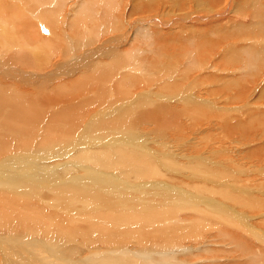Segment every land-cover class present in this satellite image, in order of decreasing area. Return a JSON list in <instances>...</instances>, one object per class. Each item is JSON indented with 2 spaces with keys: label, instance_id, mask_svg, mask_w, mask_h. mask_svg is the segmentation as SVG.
<instances>
[{
  "label": "rangeland",
  "instance_id": "374dc122",
  "mask_svg": "<svg viewBox=\"0 0 264 264\" xmlns=\"http://www.w3.org/2000/svg\"><path fill=\"white\" fill-rule=\"evenodd\" d=\"M236 1L238 0H0V37L4 32L8 34L7 39L0 38V82H12L19 88L21 86L20 90L26 89L39 96L42 80L45 78V84L50 83L48 73L55 65L60 67L59 69L63 68V77L54 81V86L68 80L72 82L77 76L89 78L90 71L86 70L92 68L94 63L107 64L110 60L120 57L121 60L116 65L112 64V70L101 79V83L97 81L101 85L102 82L107 84V87L114 82L116 91H112L106 98L105 92L113 88L105 91L103 86L102 92L99 93L97 83L89 81L87 90L82 92V99L79 100L103 98L102 95L104 100L100 99L99 104L95 102L93 106L84 102L85 106L79 112H71L68 108L54 112L56 119L61 122L59 127L66 124L63 123L66 116L76 120L82 117V127L86 129V138L82 142L86 145L84 148L109 150L114 153L122 150L126 153L135 151L137 154L146 151L151 154L150 160L157 164V167H163L162 173L166 174L164 181L176 185L180 191L170 193L169 189H162L163 186L160 189L142 186L141 191H147L138 192L136 187H120L121 182L110 179L109 182H114L116 186L105 189L99 187L94 202L84 206L82 203H70L71 196L62 193L66 184H74L75 176L82 173L79 170L71 174L73 177H69L67 171L59 172L58 169L56 176L51 172L47 178H39L36 182L31 175L22 173V164L19 165L20 170L0 169V178L8 174L20 176L25 183L16 185L17 192H36L41 196L51 197L49 203L53 208L50 210L54 215L66 219L72 227L80 225L88 230L95 222L94 226L99 231L107 232L110 238L119 236L118 239L111 240L123 241L124 245L129 246V252L133 251L136 255L144 257L140 259V264H264V233L261 234L264 232V31L261 29L263 26L257 25L264 22V15L260 16L261 18L257 16L260 10L264 13V0L262 3L257 2L260 6L257 11L252 9L241 12H238L240 4L237 5ZM243 1L246 3V0ZM248 3L251 4L250 1ZM45 7L49 10H43ZM250 11L256 12L254 17ZM49 19H57L58 23L50 22L48 25L46 21ZM38 21L43 22L46 27L50 26L52 34L42 33ZM55 25H58V28ZM144 27L149 34L141 31ZM245 28L246 30H243ZM50 37L53 38L50 42H54L50 49L54 53L52 52L51 59L49 54L40 58V52L37 53L35 46L43 47L41 44ZM56 38H60V41ZM3 42L6 44L4 47ZM45 45L49 47L48 43ZM63 49L69 51L67 55ZM123 52L128 53L126 58H123ZM256 52L258 56L253 55ZM6 55L17 56L22 60L15 63L16 60L13 59V62L11 58L8 61ZM75 57L80 58L74 61ZM6 67H12L13 74L6 71ZM32 74L38 75L35 76L37 78L29 76ZM52 85L45 86V89L51 88ZM89 89H92L91 92ZM184 105L188 106V109H185ZM194 110L200 113V117L191 113ZM201 111L207 112L208 115L204 112L206 117L201 118L204 117ZM142 112L145 118L137 119ZM91 113L92 116L89 115ZM94 115L97 119L92 121L94 124L91 126L90 118ZM116 118L123 120V123L118 122L119 126L112 125ZM107 120L109 121L105 122ZM42 132H39L38 138L29 136L25 139L32 144L37 143ZM56 139L57 137L53 136V141ZM110 141H114L116 145ZM4 144L10 146L6 142ZM42 147L41 142L36 145V148ZM47 152L42 148L38 155H46ZM190 156L193 159L189 158ZM164 160L175 162L176 164H173L176 168L169 171L170 167L168 169L166 165L167 168L163 166ZM186 162L193 164L195 177L190 178L191 175L188 176V172L183 170V166L189 165ZM42 182L45 183L46 190L38 186H45ZM81 185L84 188L92 187L91 184ZM73 188L75 192L79 191L78 187ZM111 192L114 194L111 195ZM174 193L177 194L175 198L171 196ZM227 193L232 194L237 201L226 198ZM124 194L128 197H123ZM15 198H9V201ZM110 203H113L112 206ZM43 204L42 202L37 207ZM102 205L104 209L100 207ZM248 205L251 208H246ZM170 206L177 210L174 215L176 221L185 222L176 228L191 230L195 219L201 223L193 228L194 235L189 233V236L179 239L180 243L178 239H163L167 237V227L164 225L167 220H163L166 217L165 212L159 210L171 208ZM75 207L78 211H74ZM120 209L126 216L120 217ZM98 211L101 212L98 214ZM137 213L144 214L143 216L152 213L154 215L147 225L142 219L139 222H131L132 224L127 221L129 216ZM224 213L226 215H223ZM89 215L91 219L87 217ZM107 216L118 224L113 222L112 225ZM122 218L125 225L121 223ZM155 222L160 225L154 226ZM74 224L76 226H73ZM20 227L21 224L13 230L0 225V230H5L3 235L8 249L14 246V243H10L14 241L21 243L19 246H31V252L28 253L25 252L26 249H23V252H11L9 264H50L45 261L43 255L33 252L37 236V242L41 240V245L48 250L47 257L51 258V252L54 255V264H63L61 255L69 261L77 260L78 264H96L90 254H97L95 259L101 255L107 257L113 253L99 252L113 246L115 250L117 246L93 244L89 246L91 253L85 250L84 254L76 256L77 254L69 249L81 245L82 242L80 239L76 240L74 234L70 238L75 239L73 241L77 244L68 245L65 242L68 238H59L58 233L55 239L54 236L49 239L41 235H20ZM142 228L150 233H146ZM128 230L134 234L128 235L127 238L121 235ZM97 231L94 233L97 234ZM136 232L140 234L136 235ZM52 241L55 242L54 250L51 249ZM171 249L174 250V260H163L162 251ZM68 252L73 256L67 255ZM86 256L90 259L87 260ZM82 258L87 263H82ZM126 259L130 260L128 256Z\"/></svg>",
  "mask_w": 264,
  "mask_h": 264
},
{
  "label": "bare ground",
  "instance_id": "6f19581e",
  "mask_svg": "<svg viewBox=\"0 0 264 264\" xmlns=\"http://www.w3.org/2000/svg\"><path fill=\"white\" fill-rule=\"evenodd\" d=\"M25 1H29V0H25ZM249 1L251 2V4L248 3ZM261 1L262 0H246V3H245L243 0H242V2H241V0H238V1H236L237 5L240 4V5H238V8H239L238 12H241L242 10L243 11H249V10L252 11V9L257 11V9H260V6L257 5V2H261ZM262 9H264V6L262 7ZM43 10H49V9L47 7H45V8H43ZM259 12H260L259 15H257L258 13L256 15L258 16V18H261L260 16L264 15V13H263V11L261 12V10ZM255 13L256 12H251L252 17H254ZM40 21H38V27H40L42 33H50V34H52V32H53L52 28L50 26L46 27L44 25V23L40 22ZM50 22H54V23L57 22L58 23L57 19H49L48 21H46V23L48 25H49ZM54 23H53V26H54ZM257 25H258V27L263 26V27H261V29H263V31H264V22H263V24H262V22H260ZM55 26H56V28H58V25H55ZM138 30H139V28H138ZM243 30H246V28L243 29ZM141 31H144L145 32V33L143 32L144 34H147V33L149 34V31L145 27H144V29H141ZM7 37H8V34L6 32H4L1 35L0 38L5 40V39H7ZM55 37H57V35L54 36V38ZM56 39H58V42L60 41V38H56ZM52 40H53V38H51V37L46 39L45 41L43 40L44 43L41 44V45H43V47H45V48H43L42 46H38V47L35 46V50L38 49L37 53L40 52L39 53L40 58L44 57L45 54H49L50 59H51L52 52L54 53V51H52V49H50V48H52L50 46L52 45V43H54V42H50ZM45 43L46 44L48 43V45H49L48 48H47V45L44 46ZM0 45H2V43ZM4 45L6 46L5 42H3V46L2 47H4ZM57 45H59V44H57ZM63 50H65V49H63ZM65 51H66V55H67L69 51L68 50H65ZM253 52H254V50H253ZM257 52H256V54H253V55H257ZM118 54H120V53H118ZM127 54H128L127 52H123V58H126ZM8 56L9 55H6V60H8V61L11 58H12L11 60L13 62H14V60H16L15 63H17L18 60H20V61L22 60L21 58H18L17 56H15V57H13V55H12V57L11 56L8 57ZM79 58L80 57H75L74 61L78 60ZM120 60H121L120 57H118V58L116 57V58L113 59V61L110 60L107 64L96 62V63H94L92 65V68H89L88 70H86V71H90V74L88 76L89 78H83V76H77V77H75L76 79H74L72 82H71V80L70 81L68 80L67 82L59 83V84H56L54 86V85H52V83L54 81H56L57 79H61L63 77V74H62V69L63 68L59 69L60 67L58 68V66L55 65V67L53 69H51L49 71V73H48L49 74L48 75L49 79H51V80H49L50 83L45 84V81H44L45 78L43 77V75H41L44 79L42 80V84L43 85L39 89L40 90L39 96L38 95H34L33 93L27 91L26 89H21L20 90L21 86L19 88L18 86H15V84H13L12 82H3V83L0 82V169H3V170H15V169L20 170L21 167L19 165L24 164V166L21 169L22 173H26V174L31 175L36 180V182H37V180H39V178H42V179L47 178V175L49 173H51V172H52V174L54 176H56L58 174V169H59V172H66L67 171L69 173V177H71L73 175V172H76V171L79 170L82 173L75 176L74 184H66L64 186V190L62 191V193L64 195L66 193H68L71 196L70 203H72V204L78 203L77 205L82 203V205H84V206L86 204H89V203L92 204L94 202V200L97 197V190H98L99 187H102V189L103 188L105 189V187L106 188L107 187L110 188V187H115L116 186V185L114 186V184H115L114 182H113L114 184L111 183V181L109 182L110 179L111 180L114 179L115 181L117 180V181L121 182L120 183L121 184L120 187H126V188H131V189L136 187V190L138 192H146L147 191V190L141 191V187L142 186L145 187V188L146 187H150V189H151V187L154 188V189H155V187L160 189L161 186H163L162 189H167V190L169 189L171 191L170 193H172L173 191L174 192H179L180 189L177 188L176 185H172V184L164 181L165 180L164 177L166 176V174L162 173L161 168H163V167L162 166H161V168L157 167L156 166L157 164L155 165L153 163V161L150 160L152 158V156L150 158V155H151L150 153H148L146 151L144 153L139 152L138 154L135 151H134L135 153L133 151H131L130 153H126V152H124V150L114 153L113 151H109V150H93L91 148L89 149L88 147L84 148V146H86V145H83L82 142L86 138V134H85L86 133V131H85L86 129L84 127H82V124H84L83 123L84 119L82 117L76 120V119H74L71 116H66V119L63 122V123H66V124L64 125V127H59V124L61 122H60L59 119H56V117L54 115V112L62 110V109H66V108H68L71 112L74 111V110L79 112V111H81V109L83 110V108L85 106L84 102L86 104H88V105L92 104V106H93V104L95 102H97L99 104V102L101 101L100 99L104 100V95H106V98H107L108 95L110 93H112V91L115 90L116 86H115L114 82L112 84L108 85V87H107L106 86L107 84L102 82V85H101V84H98L97 81H99L101 83V79L108 75L107 72L109 70H112V68H111V66H113L112 64L116 65L118 63V61H120ZM50 61H49V64L51 63ZM5 62H7V61H5ZM75 63H77V62H75ZM41 65H43V64H41ZM47 66H50V65H47ZM75 67H76V65H75ZM11 68L12 67H6L5 70L8 71L9 73L13 74V70ZM67 68H69V67H67ZM32 70H34V69H32ZM68 70H71V69H68ZM29 76L35 77V76H38V75L32 74V75H29ZM54 76H55V78H54ZM36 78L37 77H35L34 79H36ZM117 80H118V78H117ZM89 81L92 82V83H97L98 87L96 86V88L98 90L97 92H99V93L102 92L101 90H102L103 86L105 88V91H107L108 89H112V88L113 89L111 91L107 92V93L104 91L105 94L102 95L103 98H101V97L97 98L96 97L95 99H93L94 98L93 97L92 100L81 101V100H79V99H82V97L80 95L82 94L83 91L87 90L86 89V85L88 84ZM48 85L49 86L52 85V87L46 90L45 86L49 87ZM113 85H114V87H112ZM90 86H91V84H90ZM91 90H90V92H91ZM92 93L94 94L93 91H92ZM95 93H96V91H95ZM171 95L172 94H170L168 96H171ZM86 98H87V95H86ZM184 104H186V103L184 102ZM72 105H74V106L72 107ZM129 109H130L129 110L130 113L132 114L131 108H129ZM185 109H188V106H185ZM204 112L201 111V114H203L202 116H204V117H201V118H205L206 117L207 112H205L206 114H204ZM191 113H193L194 115L196 114V116L200 117V113L198 111H196V110L192 111ZM191 113L189 115H191ZM89 115L92 116V113L89 114ZM105 115H102V116H105ZM142 117L145 118V115H144L143 112L140 114V116L137 119L140 120V118H142ZM96 119H97V117H95V115H94L93 117L90 118V120H91L90 122L92 123V121H94V120L96 121ZM108 121L109 120H107L105 122H108ZM118 122L123 123V120L119 121L116 118L114 120V123L113 124L111 123V124L115 125V126H119L117 124ZM93 124L94 123H92L91 126H93ZM80 127H82V128H80ZM194 128H196V127H194ZM40 131H43V132H42L41 137L39 138V141L37 143H33L32 144V143L28 142L25 139V138H27L29 136H33L34 138H38ZM196 131L198 132L197 129H196ZM53 136L57 137V139L54 140V141H53ZM5 142L8 145H10V146L5 145L4 144ZM40 142L43 144L42 148L45 149L46 152L49 151V152H47L46 155H44V154L38 155L39 151L42 148H36V145H38ZM106 142H108V141H106ZM84 143H85V141H84ZM111 143H114V141L111 142ZM106 146H108V145H106ZM116 148H118V146ZM122 148H124V147H122ZM97 149H100V148H97ZM21 158H27L28 160L27 161H23V160H21ZM140 158H142V159L140 160ZM189 158H191V156ZM173 159H174V157H173ZM191 159H193V158H191ZM175 160H178V159H175ZM179 160H180V158H179ZM190 160H189V163H190ZM194 161H195V159H194ZM173 163L176 164L175 162H173ZM173 163L170 162L169 160H164L163 161V166L166 165L168 167V169L170 167L169 171H171V168H174V167L176 168V166ZM189 163H187V164H189ZM195 163L197 164L198 162L195 161ZM181 164H183V163H181ZM166 166H165V168H167ZM203 168L207 169L206 167H201V169H203ZM168 169H167V171H168ZM180 170H182V169H180ZM183 170H186V172H188V176L191 175L190 178L195 177L193 175V172H194L193 171L194 170L193 164H189V165L183 166ZM180 172H182V171H180ZM197 172H199V171L197 170ZM209 172H211V171L209 170ZM107 173H109L110 175L107 174ZM199 173H201V172H199ZM170 175H171V173H169V176ZM196 175H198V174L196 173ZM58 176H60V175H58ZM113 177H115V178H113ZM151 178H153V179H151ZM168 179H169V177H168ZM65 181H66V179H65ZM19 183H25V181L20 176H15V175H11V174L9 175L8 174L4 178H0V225L1 226H7V227H9V228L14 230V229H16L17 226H19L21 224L19 232H21L22 234L20 233V235H27V236H29L31 234L32 235H41L42 237L49 238V239L51 237H53V236H54V239H55V237H57L56 233H58V237L59 238L60 237H67L68 238V240L65 241V242L68 243V245H69V243H75V241H73L75 239L70 238V236L72 234H74L76 240L80 239L81 242H82L81 245H79V246L75 245L76 247L74 246L73 248L69 249L70 251L76 253L77 254L76 256H80V255L84 254L83 252L85 250H89L90 253H91L92 250L90 249L89 246H91L93 244H107V245L116 244L117 245L115 247L116 248L115 250H114V248H113L114 246H113V247H111L109 249H105L104 251L99 252L100 254H102V253H106V254L113 253V255L111 254V255H109L107 257H105V255H101L100 257L98 256L99 258L95 259L97 254L96 255L95 254H90V256L92 258H94V260L96 261V264H140V262H139L140 259L144 258V257H140V256L136 255L135 252H133V251L129 252V250H128L129 246L127 247V245H124L123 241L111 240V238L118 239L119 236L116 237V238L111 236V238H110L109 235L107 234V232L99 231L98 228L94 226L95 222H93L94 224L91 226V229H88V230L86 228H84L85 226L83 227V226H80V225L77 226V227H72L71 223H68L67 221H65L66 219L64 220L62 217H59V215L58 216L54 215L53 214L54 212L52 210H50L51 208H53L52 206L50 207L51 204L49 203L52 200L51 197H44V196H41L40 194H38L36 192L30 193V194L19 193V192L16 191V188H17L16 185L19 184ZM78 183L91 184L92 187L84 188V187H82L81 184H80L81 186L78 185ZM43 184L45 185V183H43ZM186 185L189 186V184H187V183H186ZM38 186L41 189L46 190V185L45 186H43V185L41 186V185L38 184ZM74 186L79 188L78 192L74 191V188H73ZM217 186L219 187V186H222V185H217ZM116 188H118V187H116ZM126 188H124V189H126ZM127 192H125V193H127ZM104 193H106V192H104ZM63 194H61V195H63ZM110 194L113 195L114 192H113V194H112V192ZM181 194H183V193H181ZM120 195H122V194H120ZM157 195L159 196L158 191H157ZM183 195L185 196V194H183ZM102 196H104V195H102ZM124 196L128 197V195H125V194L123 195V197ZM171 196L173 198H175V196H177V194L174 193ZM184 196H183V198H185ZM225 197L228 198L229 200L234 201V202L237 201V198H235L230 193H229V195L227 193ZM9 198L10 199L11 198H15V200H10L9 201ZM120 198H121V196H120ZM226 198H224V199H226ZM177 199L182 200V199H180L178 197H177ZM33 200H35V201H33ZM137 201H138V199H137ZM196 201H198V200H196ZM196 201H195V204H196ZM42 202L44 204L40 205L39 207H37V205L42 203ZM117 203H119V202H117ZM112 204L113 203H110V206H112ZM238 204H240V205L242 204L243 206H245V204H243V203H238ZM225 206H224V209H225ZM100 207L103 208L104 206L102 205ZM170 207L171 208H166L165 207V208H161V210H159V212H162V211L165 212L166 217H164L165 219L163 218V220H167L168 221V222L165 221L166 223L164 224L167 227V228L165 227L166 228L165 230H166V233H167V237H163V239L164 238H167V239L169 238L171 240L178 239L177 241L179 242V239H181V238H183L185 236L186 237L189 236L190 235L189 233L194 235L195 233H193V231H194L193 228H196V227H198L201 224V223L198 222V219L194 220L195 225L193 226V228L191 230H188V229L180 230V229H178L176 227H178V225H180V223L184 224L185 222L176 221L177 218L174 215L176 214L177 210H176V208H172L174 206H170ZM248 207H249V205L246 206V208H248ZM76 208L77 207H75L74 211H78V210H76ZM249 208H251V206ZM253 208H255V206ZM103 209H101V210L104 211ZM51 211H52V213H51ZM100 212L98 211V214ZM81 213H82V210H81ZM81 213H79V214H81ZM109 213H110V209H109ZM153 213H155V212H153ZM153 213H152V215L147 214V216H143L144 214H140L139 215L137 213V214H134L132 216H129V219H127V221H130V223L131 222L134 223V222H139V220L142 219V221L145 222V224L147 225V224H149L148 221L149 222L151 221V218L154 215ZM237 214H239V213H237ZM119 215H120V217L121 216H123V217L126 216V215L123 214V210H121V209H120ZM156 215L159 216L158 213ZM171 215H173V216H171ZM223 215H226V213H224ZM89 216H87V217L91 219V216L90 217ZM241 216H243V215H241ZM92 217H93V215H92ZM219 218H221V217H219ZM98 219H101V218H98ZM108 219L111 221L110 223H112V225H113V222H115V224H118V223H116L117 222L116 220H114L112 218H109V217H108ZM104 220H105V218H104ZM123 220L124 219L122 218V222L121 223L124 224L125 222H123ZM72 221L73 220H71V222ZM100 221H102V219ZM100 221L98 222V224L100 223ZM66 222H67V224H66ZM78 222H80V221H78ZM118 222H120L119 219H118ZM96 224H97V222H96ZM138 224H140V223H138ZM153 225L158 227L160 225V223L159 222H155V223H153ZM73 226H76V225L74 224ZM102 226L104 227V225H102ZM102 226L100 228H102ZM128 226H130V225L128 224ZM141 226H143V225L141 224ZM247 226L248 225H246V227ZM30 227H32L33 229H31ZM86 227L89 228L88 226H86ZM117 227H119V226H117ZM157 227H153V228H157ZM83 228L86 231H84ZM114 228H116V227H114ZM153 228H150V230L152 231ZM242 229L244 230V228H242ZM242 229H241V231H242ZM143 230L145 231V229H143ZM53 231L55 232V234H54ZM94 231H97V234L94 233ZM128 231L125 232V233L123 232L121 235H124L127 238L128 235L133 233L131 231H129V232ZM189 231H191V232H189ZM197 231H199V230H197ZM145 232H143V235H144ZM247 232L251 233L249 231H247ZM3 233H5V230H0V264H9L8 260H9L10 256L12 257L11 252H17V251L23 252V249H26L25 250L26 253H28V251L31 252V249H30L31 246L30 247H28L26 245L19 246V245H21V243L17 244L15 241L14 242H10L11 244L14 243V246L12 248L8 249L5 246L6 239H5V236L3 235ZM146 233H148V232H146ZM263 233L264 232H262L261 234H263ZM1 234L3 236H1ZM110 234H112V232ZM116 234H118V233H116ZM138 234H140V233L136 232V235H138ZM150 235H152V234H150ZM41 236H40V238H41ZM124 236L122 238H124ZM71 237H73V236H71ZM158 237H159V235H158ZM36 238L34 240L35 241V244H34V249L35 250L33 249L34 250L33 252L43 255V258L45 259V261H47L50 264H54L53 263V260H54L53 256L54 255L52 254V252L49 254L51 258H48L47 257L48 250L46 249V247L44 245H41V243H42L41 240L39 239L40 241L37 242L38 239L36 240ZM155 239H157V238H155ZM44 240H47V239H44ZM70 240H71V242H70ZM151 240H152V238H151ZM130 241L128 243H130ZM192 241H193V239H192ZM138 243H141V242H138ZM43 244H45V243H43ZM75 244H77V243H75ZM118 244L121 245V246H119ZM131 244H132V242H131ZM51 245H50L51 249L54 250L55 249V242H53ZM151 246H152V244L150 245V247ZM42 253H44L46 255H44ZM121 253H123V254H121ZM173 253H174V250H172V249L169 250V251H162V259L165 260V261H173L174 260L172 258V254ZM19 255H21V254H19ZM67 255L73 256L69 252L67 253ZM126 256H128V259H130V260L127 261ZM88 259H90V258L87 257V260ZM60 260L63 262V264H78L77 260H76V262L73 261V260L69 261L67 259V257L62 256V255H61ZM120 261H123V262H120ZM32 262H34V261L32 260ZM67 262H69V263H67ZM81 262L82 263L83 262L87 263V261L83 260V258H82ZM22 263H23V261H22ZM88 263H90V262H88ZM91 264H93V263H91ZM163 264H166V263H163Z\"/></svg>",
  "mask_w": 264,
  "mask_h": 264
}]
</instances>
